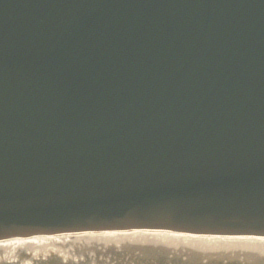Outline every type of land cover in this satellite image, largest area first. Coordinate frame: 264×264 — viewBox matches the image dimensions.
<instances>
[{
  "label": "water",
  "instance_id": "95a60500",
  "mask_svg": "<svg viewBox=\"0 0 264 264\" xmlns=\"http://www.w3.org/2000/svg\"><path fill=\"white\" fill-rule=\"evenodd\" d=\"M120 228L264 234V0H0V237Z\"/></svg>",
  "mask_w": 264,
  "mask_h": 264
},
{
  "label": "bare ground",
  "instance_id": "6f19581e",
  "mask_svg": "<svg viewBox=\"0 0 264 264\" xmlns=\"http://www.w3.org/2000/svg\"><path fill=\"white\" fill-rule=\"evenodd\" d=\"M69 237L71 239L68 240ZM108 238L111 239L110 242L119 239L122 246L128 243L125 247L132 245L135 250L140 247L153 248L151 245H154L158 240L164 242L159 246L165 251L172 249L176 252L185 251L187 253L196 248L200 250V253L202 252L200 255L207 258V264L264 263V235L186 233L163 229H122V232L120 230H93L1 237L0 263L7 264L5 259L13 258L10 264H80L83 260L86 264V258L83 256L84 250L86 248L93 250L91 243L103 242ZM134 240L135 242H133ZM68 245L70 247L67 250ZM62 254L66 259L62 258ZM82 256L84 259H81ZM76 261L78 262L74 263ZM185 264L188 262L186 261Z\"/></svg>",
  "mask_w": 264,
  "mask_h": 264
},
{
  "label": "rangeland",
  "instance_id": "374dc122",
  "mask_svg": "<svg viewBox=\"0 0 264 264\" xmlns=\"http://www.w3.org/2000/svg\"><path fill=\"white\" fill-rule=\"evenodd\" d=\"M69 239H71V238L69 237L68 240ZM110 240L111 239L108 238V239H106L104 241L103 240H100V241H103V242H99L98 241V242L91 243L90 245L94 249L93 250H89L88 248H86L84 250V255L83 256L85 258H87L88 256H91V257L97 258L98 260L100 259V261H97V262L96 261H93L92 262L93 264H95V263H97V264H136V262H128V263L125 262V260H126L125 257L126 258H130L129 257L130 255L136 254V253L137 254L138 253L143 254V249H141V248L135 250V248H133L132 245H131V247H130V245L128 247H124L128 243L124 244L123 246L120 245L121 243H120L119 239L118 240H114V242H110ZM70 245L67 246V250L70 247ZM71 247H72V245H71ZM158 249L160 250V248H158ZM123 251H124V255H126V256L122 257L123 258L122 259L119 254H123ZM147 252H150V251H147ZM176 253L178 254V252H176ZM201 253H200V250H197V249L193 248V249H191V253L190 254H189V252L186 253L185 251L184 252L182 251V257L184 258V257H186L189 254L191 257L192 256H195L196 258H198V257H200V254ZM169 255H173V253L170 252ZM83 256L81 257V259L83 258ZM41 257H44V256L41 255ZM62 258L63 259H66V257H65L64 254H62ZM5 260L7 261V264H10L13 261V258H7ZM205 260H207V258L206 257H202L201 260L199 261L200 262L199 264H204ZM143 264H146V263H143Z\"/></svg>",
  "mask_w": 264,
  "mask_h": 264
}]
</instances>
